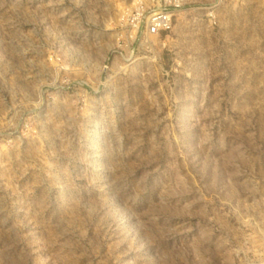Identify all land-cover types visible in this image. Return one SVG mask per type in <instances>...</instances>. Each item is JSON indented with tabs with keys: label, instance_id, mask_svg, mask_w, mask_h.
<instances>
[{
	"label": "rangeland",
	"instance_id": "1",
	"mask_svg": "<svg viewBox=\"0 0 264 264\" xmlns=\"http://www.w3.org/2000/svg\"><path fill=\"white\" fill-rule=\"evenodd\" d=\"M0 0V264H264V0Z\"/></svg>",
	"mask_w": 264,
	"mask_h": 264
},
{
	"label": "built area",
	"instance_id": "2",
	"mask_svg": "<svg viewBox=\"0 0 264 264\" xmlns=\"http://www.w3.org/2000/svg\"><path fill=\"white\" fill-rule=\"evenodd\" d=\"M184 3L185 0H161L157 11L152 12L147 18L146 34L157 36L160 33L170 31L173 16L182 9Z\"/></svg>",
	"mask_w": 264,
	"mask_h": 264
}]
</instances>
